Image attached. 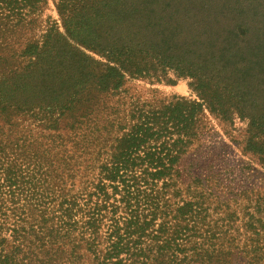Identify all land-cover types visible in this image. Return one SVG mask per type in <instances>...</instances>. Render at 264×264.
Masks as SVG:
<instances>
[{"label":"trees","instance_id":"obj_1","mask_svg":"<svg viewBox=\"0 0 264 264\" xmlns=\"http://www.w3.org/2000/svg\"><path fill=\"white\" fill-rule=\"evenodd\" d=\"M123 1L54 0L60 32L41 24L48 0H0V264H264V195L240 218L178 182L205 108L246 119L242 150L264 165V112L236 94L242 71L255 74L256 55H234L246 31L208 28L180 49L171 37L176 55L152 56L145 35L172 29L177 1L146 0L138 26ZM190 45L207 53L188 59ZM257 67L264 77L263 57ZM167 69L198 100L121 115L107 103L129 79L174 84Z\"/></svg>","mask_w":264,"mask_h":264},{"label":"rangeland","instance_id":"obj_2","mask_svg":"<svg viewBox=\"0 0 264 264\" xmlns=\"http://www.w3.org/2000/svg\"><path fill=\"white\" fill-rule=\"evenodd\" d=\"M176 1V9L168 11L171 17L176 15L172 29L170 26L164 29L163 36L158 31H154L153 35H145L146 47L151 51L150 55L161 52V57L175 56L177 52L173 50L175 43L169 41L171 37L179 44L180 49L189 45L196 34H201L205 29L211 28V32L216 31L219 34L239 26V31L245 30L246 34L237 38L235 58L247 60L249 55L256 56L251 58L255 66V74L246 77L245 70L242 71L244 76H240L239 90L236 94L248 98L247 105L252 102L255 113L264 112V77L257 67L260 59L264 58V0ZM146 2V0H124L119 4V9L125 5L128 10L134 12L129 25L133 23L138 26V16L143 14ZM112 5L118 10V3ZM156 16L160 17L159 12H156ZM47 18L55 20L59 31L63 32L54 0H48L41 17L42 25ZM112 20L108 18L103 21L102 28L105 29ZM119 28V25L111 27L114 32H118ZM164 38L168 39V44L160 43ZM194 47L190 45L184 48L185 53H189L188 59L191 56L196 59L199 54L203 57L207 53ZM90 54L95 59H99L98 55ZM207 66L211 67L212 64ZM166 71L167 76L174 80V84L148 77L129 79L116 94L107 99V103L113 107L118 106L121 115L123 110L126 112L135 105L155 106L173 96L198 100L197 94L188 85L191 81L188 76L176 77L172 69ZM246 125L247 120H241L236 114L231 121H224L205 108L201 115L198 135L180 161L181 175L178 178L179 186L183 190L188 187L191 190H200L204 187L208 191L215 192L218 200L225 201L230 211L236 212L240 218L243 217V207L248 203L247 196L251 195L255 198L253 194L264 195V165L260 164L253 155L242 150ZM213 217L215 219L216 214ZM236 225L241 227L240 220ZM240 230L242 231L243 227Z\"/></svg>","mask_w":264,"mask_h":264}]
</instances>
